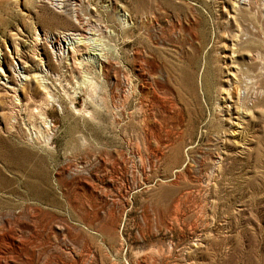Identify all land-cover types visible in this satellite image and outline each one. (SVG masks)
<instances>
[{"label":"rangeland","instance_id":"obj_1","mask_svg":"<svg viewBox=\"0 0 264 264\" xmlns=\"http://www.w3.org/2000/svg\"><path fill=\"white\" fill-rule=\"evenodd\" d=\"M0 264H264V0H0Z\"/></svg>","mask_w":264,"mask_h":264}]
</instances>
